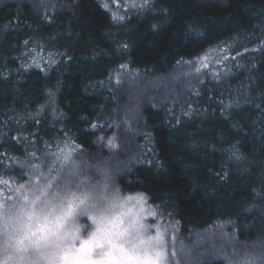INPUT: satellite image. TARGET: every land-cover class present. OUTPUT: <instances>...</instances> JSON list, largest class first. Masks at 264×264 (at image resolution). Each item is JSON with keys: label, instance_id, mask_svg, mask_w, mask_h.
<instances>
[{"label": "trees", "instance_id": "1", "mask_svg": "<svg viewBox=\"0 0 264 264\" xmlns=\"http://www.w3.org/2000/svg\"><path fill=\"white\" fill-rule=\"evenodd\" d=\"M102 2L0 0V203L115 184L264 255V0Z\"/></svg>", "mask_w": 264, "mask_h": 264}, {"label": "snow or ice", "instance_id": "2", "mask_svg": "<svg viewBox=\"0 0 264 264\" xmlns=\"http://www.w3.org/2000/svg\"><path fill=\"white\" fill-rule=\"evenodd\" d=\"M113 19L123 17L114 13ZM64 160L72 163L68 154ZM51 187H33L32 198L21 194L19 203H0V264H34L37 255L46 264H167L163 232L157 228L148 234L151 225L145 221L157 214L146 209L142 194L122 198L116 192L105 207L100 200L107 198L98 199L92 191H72L69 184L46 191ZM77 209L95 224L79 242L63 230L64 219Z\"/></svg>", "mask_w": 264, "mask_h": 264}, {"label": "rangeland", "instance_id": "3", "mask_svg": "<svg viewBox=\"0 0 264 264\" xmlns=\"http://www.w3.org/2000/svg\"><path fill=\"white\" fill-rule=\"evenodd\" d=\"M110 1L114 0H103L102 3L105 5ZM207 79L208 81H205L204 83L210 82L209 77H207ZM181 87L185 89V85L182 84ZM207 88L208 85L203 84L200 92L205 94ZM129 90H131V100H134V96L137 95L136 85L132 84ZM193 99L195 102L200 104L204 97L195 95L193 96ZM125 110L123 109L124 112ZM120 121L123 122V119L121 118ZM113 124L114 123H112V125ZM109 141H111V139H109ZM97 188V185H92L85 189L79 187L77 192L92 191L93 195H95ZM146 209L148 210L147 207ZM87 222L90 223V221ZM145 222L151 225L149 231L153 235L155 234L157 228L163 232L164 250L167 255V264H201L211 260H223V264H264L263 251L260 249L261 245L254 246L252 248L241 247V249H237L236 251L234 246L235 240L224 230L225 226L216 225L211 230L207 229L194 235L181 238L172 221L165 220L162 216L156 215L154 218L152 216H148ZM252 251L257 252L259 256H253V259L247 258L249 256H244L242 258V252L253 253ZM260 251L262 254H260Z\"/></svg>", "mask_w": 264, "mask_h": 264}, {"label": "clouds", "instance_id": "4", "mask_svg": "<svg viewBox=\"0 0 264 264\" xmlns=\"http://www.w3.org/2000/svg\"><path fill=\"white\" fill-rule=\"evenodd\" d=\"M103 184H101L99 186V188H97L96 193H95V197H97L98 199L101 198V196L106 197L107 199H101V205L103 206H107L108 201L111 200V197L114 193L119 192V188L118 186H116L115 184L112 185V187L107 191L106 194H103ZM132 193H125L123 195H121V197H128V196H132ZM118 210V209H117ZM87 221H89L87 219V216L85 214H81L80 210L77 209L75 210L71 216H67L64 219L63 222V230L67 231L69 233L70 236H74L77 237V242H79V239H86L88 238V236L94 231L95 229V224L93 223H88ZM148 234H152L150 231ZM130 239V238H129ZM138 242V241H137ZM126 247H131V244H127ZM34 264H46L45 260H43L42 258H40L38 255L34 260Z\"/></svg>", "mask_w": 264, "mask_h": 264}]
</instances>
